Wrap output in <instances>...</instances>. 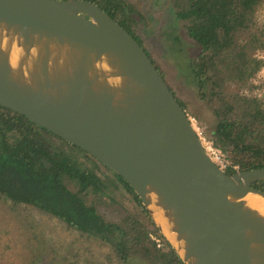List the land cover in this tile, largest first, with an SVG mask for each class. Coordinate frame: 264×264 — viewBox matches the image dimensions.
Segmentation results:
<instances>
[{
  "label": "water",
  "instance_id": "water-1",
  "mask_svg": "<svg viewBox=\"0 0 264 264\" xmlns=\"http://www.w3.org/2000/svg\"><path fill=\"white\" fill-rule=\"evenodd\" d=\"M0 107L124 180L182 264H264V167L228 175L139 43L87 0H0Z\"/></svg>",
  "mask_w": 264,
  "mask_h": 264
},
{
  "label": "trees",
  "instance_id": "trees-1",
  "mask_svg": "<svg viewBox=\"0 0 264 264\" xmlns=\"http://www.w3.org/2000/svg\"><path fill=\"white\" fill-rule=\"evenodd\" d=\"M87 1L124 28L149 56L131 30V16L136 13L131 4L126 0ZM263 2L171 0L175 17L183 21L185 35L196 46L194 57L184 61L183 74L213 116L206 139L230 162L224 170L228 175L264 167V82L260 77L264 19L258 17ZM74 152L106 169L112 178L100 176ZM252 186L264 192V181ZM117 188L129 195L132 209L115 199ZM88 196L93 199L89 201ZM101 197L118 206L113 217L98 211ZM0 198L33 207L107 247L112 258L107 256L103 264H128L132 258L146 264H182L124 180L87 153L3 107ZM151 236L159 238L161 245L156 246Z\"/></svg>",
  "mask_w": 264,
  "mask_h": 264
},
{
  "label": "rangeland",
  "instance_id": "rangeland-1",
  "mask_svg": "<svg viewBox=\"0 0 264 264\" xmlns=\"http://www.w3.org/2000/svg\"><path fill=\"white\" fill-rule=\"evenodd\" d=\"M126 1L137 13L131 16L133 34L162 73L175 98L183 104V110L201 142L207 145L206 135L214 119L208 107L197 99L191 82L183 74L184 61L196 53L195 44L185 35L183 21L175 17L171 0ZM258 17L264 19V2ZM262 56L264 58V52ZM260 75L264 82V68ZM74 155L82 162L89 161V166L100 176L112 178L106 169L96 166L92 160L76 152ZM113 185L116 186V183ZM117 189L120 195L114 192L115 199L132 209L129 195L121 188ZM87 199L91 201L93 198L88 196ZM107 199L101 197L97 209L109 218L113 217L112 213L118 206L107 202ZM156 239L161 245L159 238ZM107 256L112 258L108 248L96 240L67 229L56 219L33 207L13 205L0 198V264H103ZM128 264L146 263L132 258Z\"/></svg>",
  "mask_w": 264,
  "mask_h": 264
},
{
  "label": "built area",
  "instance_id": "built-area-1",
  "mask_svg": "<svg viewBox=\"0 0 264 264\" xmlns=\"http://www.w3.org/2000/svg\"><path fill=\"white\" fill-rule=\"evenodd\" d=\"M206 151L208 152V154L210 155V157L212 158V160L214 161V163L221 169V170H225L230 162L223 156V154H221L218 150L214 149L210 142L208 141L207 145H204ZM152 239H154V241L157 243L156 246H159L160 243L158 241V239H156L155 237L151 236Z\"/></svg>",
  "mask_w": 264,
  "mask_h": 264
},
{
  "label": "bare ground",
  "instance_id": "bare-ground-1",
  "mask_svg": "<svg viewBox=\"0 0 264 264\" xmlns=\"http://www.w3.org/2000/svg\"><path fill=\"white\" fill-rule=\"evenodd\" d=\"M245 200L249 205L258 208L262 213H264V202L261 199L249 194L245 197Z\"/></svg>",
  "mask_w": 264,
  "mask_h": 264
},
{
  "label": "flooded vegetation",
  "instance_id": "flooded-vegetation-1",
  "mask_svg": "<svg viewBox=\"0 0 264 264\" xmlns=\"http://www.w3.org/2000/svg\"><path fill=\"white\" fill-rule=\"evenodd\" d=\"M169 88V87H168ZM170 89V88H169ZM171 90V89H170ZM172 92V91H171ZM173 93V92H172ZM174 95V94H173ZM174 97H175V95H174Z\"/></svg>",
  "mask_w": 264,
  "mask_h": 264
}]
</instances>
